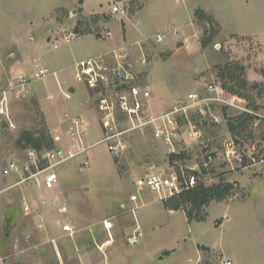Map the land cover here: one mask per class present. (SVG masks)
<instances>
[{
  "label": "rangeland",
  "instance_id": "374dc122",
  "mask_svg": "<svg viewBox=\"0 0 264 264\" xmlns=\"http://www.w3.org/2000/svg\"><path fill=\"white\" fill-rule=\"evenodd\" d=\"M257 2L258 6L251 10L245 9V1L232 0L234 29L262 33L244 37L222 33L212 16L211 22L195 17L197 7L214 8L224 20L229 16L217 8L224 0H190V14L184 0H0V89L6 88L18 73L28 71L26 68L34 59L51 70H60L58 77L64 88L73 84L74 62L120 46L121 42H117L126 24L123 43H127L131 60L139 69L138 83L149 113L180 107L192 93L207 95L206 84L215 80L221 87L226 81L233 84L248 108L264 116V0ZM114 4L122 5L126 14H111L109 10ZM247 14L250 20L240 22L239 15ZM177 19L190 20L189 42L172 44L167 34L161 43L153 39L156 33L166 32L165 29L172 32L170 29ZM227 21L230 22V17ZM78 22H81V32L90 30V33L70 38ZM105 30H111L112 37L104 38ZM145 38L148 40L144 41ZM206 38H209L207 42ZM53 44L57 46L54 48ZM142 58L144 65L139 63ZM223 65L228 66L233 79L222 76ZM32 84L42 97L30 95L10 102L16 127L10 132L13 137L23 130H31L35 134L42 132L47 140L53 136L49 125L64 132L66 126L59 123L61 116L77 97L89 98L88 90L74 83L75 93L70 100H65L53 76ZM237 114L234 109L212 103L202 112L187 111V118L178 116L183 140L178 150L189 152L184 173L190 172L194 162L201 165L199 155L205 144L208 151L215 152L222 138L234 135L227 118ZM96 121L92 119L89 125L90 143L101 137ZM191 130L195 131L191 134ZM262 132L263 121L254 134L247 132L249 139L245 140L258 141ZM124 137L126 149L122 153L114 154L105 143L99 142L59 169L60 183L52 192H42L48 200L57 202L46 210L47 232L37 231L32 220L20 213L11 216L9 209L8 215L2 213V202L7 200L4 195L11 197L14 193H0V257L4 258L0 264H7L8 260L14 264H190L196 260L199 264H217L222 260L220 253L209 247L222 250L236 263L264 264L263 173L254 174L256 179L251 185H244V196L235 181L242 170L233 171L224 165L214 167L215 172L208 174L215 177L214 182L218 181L217 174L223 173L221 178L234 183L230 195L223 199L233 202H210L203 221L188 222L182 210L164 209L162 201L149 191L139 192V203L143 204L133 218L128 212V195L136 192L134 180L151 171L167 174L169 150L153 138L149 129L129 132ZM5 151L0 150V166L15 152L10 148ZM84 162L85 167L80 170ZM58 205L67 207L66 215L57 213ZM104 220L113 223L111 229L104 228ZM134 220L140 226L141 236L131 245L127 236L134 228ZM217 220L221 224H216ZM64 221L74 226L73 237L60 232L59 224ZM25 234H29L28 240ZM52 238L55 247L50 241ZM201 244L208 246V250H203L206 254L199 248Z\"/></svg>",
  "mask_w": 264,
  "mask_h": 264
},
{
  "label": "built area",
  "instance_id": "2783aa9c",
  "mask_svg": "<svg viewBox=\"0 0 264 264\" xmlns=\"http://www.w3.org/2000/svg\"><path fill=\"white\" fill-rule=\"evenodd\" d=\"M109 12L124 16L126 9L122 5L114 4ZM77 35L72 32L69 37L73 38ZM104 37H112L111 30H105ZM162 37L161 35L156 36V41H161ZM56 46L57 44H53L54 48ZM119 50L89 56L75 62L73 66V84L83 85L89 92V99L94 103L95 115L101 132L99 140L90 143L88 124H84L80 116H73L68 126L69 141L66 148L56 145L62 137L58 133L53 134L51 146L41 148L26 146L9 159L1 170L2 176L9 178V183L4 190L11 188L22 190L20 197L22 212L32 220L33 226L39 232H47L45 209L56 205V202L48 200L42 192L52 191L57 187L60 183L59 169L68 161L77 155H83L99 142L105 143L108 151L114 154L122 153L126 149L124 136L129 132L144 129H149L153 138L168 148V153H177L178 145L183 141L178 116L184 115L187 118V111L191 109L202 112L205 106L216 103L225 109L236 110L237 115L253 116L254 119L248 123L245 132H242L243 137L239 133L222 138L219 150L208 151V144H205L199 155L201 165L194 162L188 173H184L188 160L177 159L168 160L167 174L151 171L136 178L133 182L136 192L128 195V212L133 218L135 211L143 204L139 203V192L141 191L153 192L157 199L163 201L184 188L194 186L198 181L204 184L214 182L215 177L208 174L202 175V168L215 170L220 165H224L233 171H243L257 166L264 167V132L261 133L262 138L258 141L245 140L249 139L247 132L254 134L259 122H264V116L253 112L251 107L248 108L245 98L226 91L215 80H211L205 86L207 95L192 93L187 96L188 102L180 107H173L157 114L149 113L142 100L138 83L139 69L128 53ZM139 63L144 65L145 59L142 58ZM57 73L56 70L40 64L38 59H34L28 71L15 75L7 87L0 90V120L6 122L9 129H15L11 118L10 102L28 98L31 95V84L49 76L56 79L57 87L64 99L70 100L74 93L71 90L72 86L64 88ZM66 117L69 118V114H66ZM193 131L195 130L190 131L191 134ZM217 161L219 164L216 166ZM84 167L85 162L80 166V170ZM56 211L61 215H66L67 207L58 205ZM134 222V228L127 236V242L131 245L136 244L141 236L140 226L136 220ZM103 225L107 230L112 228L113 223L104 220ZM59 228L62 234L69 237H73L76 232L69 221L59 224ZM28 238L29 234L25 236L26 240ZM50 241L55 247L54 239ZM3 259L0 257L1 261ZM190 264H199V261L196 260ZM220 264L234 263L230 260H221Z\"/></svg>",
  "mask_w": 264,
  "mask_h": 264
},
{
  "label": "crops",
  "instance_id": "0c3cea01",
  "mask_svg": "<svg viewBox=\"0 0 264 264\" xmlns=\"http://www.w3.org/2000/svg\"><path fill=\"white\" fill-rule=\"evenodd\" d=\"M184 1L188 4L189 9H188V12L187 13L190 14V0H184ZM242 1H245V9L248 8V7H250L251 10H252V8L258 6L257 0H242ZM220 2H221V0H220ZM118 5H120V4H118ZM217 8H220V12L223 11L225 15H227V16L230 17V22L229 23L227 21V18H229V17H226V18L224 17V20H222V15H220V13L218 15V11L216 9H214V8H206V9H203V10L210 17L212 16L218 22V24H219V26L221 28V32L222 33H224L226 35H235V36H244V37H255V36H258V35H262V33H259L258 34V33H255V31H247V30H243V29L242 30L234 29V27H233L234 26V22H233V19L234 18L232 17V14H231V12L234 11V6H232V0H224V3H220L219 7H217ZM245 12H242V13H245ZM188 16L190 17V15H188ZM249 16H250L249 14H247L245 16H243V15L240 16L239 15L238 18H239V21L240 22H246L247 20H250L249 19ZM132 17H133V15H132ZM125 20H128V18L127 19H124V21ZM172 26H173L172 29H170V30H172V32L169 31V29H165L166 32H164V33H156V35L154 36L153 39L156 41V36L161 35V36H163L162 37V40L161 41H156V42L161 43L163 41V39L165 38V36H166L165 34H167V35H169L170 42H172V44L175 43V42L176 43L177 42H181V43H184V44L186 42H189V40H190V20L189 21L188 20L185 21V19H177L176 21H174V25H172ZM124 27H125L124 33L122 34V31H121V38H120V40L118 39V42H117V43L121 42V45L122 46L121 45L118 46V47L117 46H114L110 50H107L106 52H102V53H108V52H110L112 50H119V49L120 50H123V49L124 50L125 49L127 50V43L126 44L123 43V41L125 42V40H126V24H125ZM123 37L125 39H123ZM97 38H100V36L97 37ZM104 38H106V37H104ZM151 39H149V40L151 41ZM145 40H148V39L145 38L144 41ZM126 53L129 54V51L126 52ZM97 54H99V53H97ZM30 68H31V64L26 69L29 70ZM56 71L58 72L57 74L59 76V71L60 70H56ZM9 82H10V80H9ZM9 82H8V84H9ZM55 82H56V79H55ZM31 85L32 86H30V88H31V95H32V97H34L35 95L36 96L41 95V97H42V94L35 87V85H33V84H31ZM70 85L72 86L71 90L75 93V86H74V84H67V86H70ZM2 89H4V87H2L0 90H2ZM51 97H52V95L49 94L48 95V98H51ZM40 103H41V101H40ZM43 113L47 117L46 119H47V122H48V116L46 115L44 109H43ZM66 114H69V118L66 117ZM73 116H80L83 119V123L84 124H88V126L90 125L92 119L96 121L94 105L92 104L91 100L88 97H86L84 100H81L80 99V96L77 97V99L70 106V109H68L67 111H65L64 114H63V116H61L62 121H60L59 123L60 124H63L64 126H66V129L63 130L64 132H60L59 131L60 128L57 129V127H54V126H50L49 125V129L52 130V133L53 134L58 133L62 137V140L59 141L58 143H56L57 146H60V147H63V148H66L68 146V144H67L68 141H69L68 140V126L70 124V119ZM91 117H92V119H91ZM11 118H12V116H11ZM12 121H13V119H12ZM60 124H59V126H60ZM56 129L58 131H56ZM13 130L14 129H9L7 127L6 122H4V121L0 124V150L2 152H6L5 151V148L6 149H9L10 148V150H13L14 149V151H15L11 155V157L6 158L3 161V163L1 164V166H0V193L1 192H6V191H12L11 193L12 194L14 193L11 197L10 196L8 197L7 195H4V196H6L7 200H4L5 202L4 201L2 202V204H3L2 205L3 206L2 207V213L4 212L6 215H8L7 210L9 209V210H11L9 212L11 216H15V215H18L19 216V213H20L21 216L27 217V216H25L23 214L22 208L20 206V197L22 195V190H20L18 188H11L9 190H4V188L9 183V178H6V177L2 176V174H1V170L6 165V162L9 159L13 158L14 155H15V153L18 152V150H21L20 148L16 147V144H15V141H16V139H17V137L19 136L20 133L13 137L12 134L10 133ZM6 132H9L10 133V135L12 136V139H11V137L8 138V136L5 135V134H7ZM256 173H263L264 174V167L263 166H257V167H254V168H250V169H247V170H243L242 172H240V174H239L240 176H238V177L235 178L236 179L235 181L238 183L237 184V187L238 188L240 187L241 193L243 192V195L246 193L245 192L246 189H245V186L244 185H248V186L251 185L249 183H252L253 180L256 179V177L254 176V174H256ZM49 192H52V191H49ZM219 202H228V201H223L222 200V201H219ZM229 202H233V201H229ZM49 208L50 207H48V208L45 209V217H46V210L48 211ZM55 210H56V207H55ZM169 211L171 212L173 210H169ZM228 218L229 217H226V219H228ZM219 223L221 224V221ZM26 235L27 234H25V236ZM198 246L208 247L205 244H201V245H198ZM209 248L211 250L213 249L214 251L216 250L217 252H219L220 253L219 257H221L222 260H230L234 264H244L242 261H238V263H236V261L234 259L232 260V258L226 257V255L223 254V251L222 250H217V249H214L213 247H209ZM203 252L206 254L205 251H203ZM202 257H205V256L202 255ZM220 261L221 260H219L217 264H220ZM253 263L254 264H258L257 262H253ZM7 264H14V263H10L9 260H8Z\"/></svg>",
  "mask_w": 264,
  "mask_h": 264
},
{
  "label": "trees",
  "instance_id": "16d2710c",
  "mask_svg": "<svg viewBox=\"0 0 264 264\" xmlns=\"http://www.w3.org/2000/svg\"><path fill=\"white\" fill-rule=\"evenodd\" d=\"M195 17L201 18L208 21H212V18L201 8H197L194 13ZM97 16H94L93 21H96ZM202 21V20H200ZM199 22V21H198ZM80 24L81 22H78L76 26L74 27V32L78 35L85 33H90V30H85L81 32L80 30ZM200 24V23H198ZM207 29L204 31L206 32ZM96 37H99L96 35ZM209 40V38H206V42ZM228 66L223 65L220 67V71L222 76L228 75L230 79H233L234 76H230L231 74L228 72ZM228 72V73H227ZM230 74V75H229ZM227 82V81H226ZM222 83V87L229 92L236 93L235 87L227 83ZM239 83V82H238ZM236 84V82H235ZM234 84V85H235ZM242 85L244 82L241 83ZM241 95V94H238ZM253 116H242L237 115L232 118H227L228 127L231 133L234 135L241 133V129H245L248 123L250 121H253ZM38 134H35L31 130H23L19 136L17 137L15 144L16 147L22 149L26 146H31L34 148H41V147H49L52 144L51 137L48 136L47 140H45V135L42 132H37ZM189 158V152L187 150H179L177 153H168V160H185ZM214 169L206 170L205 168H202V175H207L209 173H214ZM218 175V181L212 182L209 184H204L201 181H198L194 186L184 188L179 193L167 198L166 200L162 201L163 207L167 210H182L186 216V219L188 222H200L203 221L206 216V206L212 202H219L225 199L230 195V189L233 187L234 183L232 182H226L222 177L221 173ZM220 176V177H219ZM219 220L216 221V224H219ZM202 250H208L207 247L199 246Z\"/></svg>",
  "mask_w": 264,
  "mask_h": 264
}]
</instances>
